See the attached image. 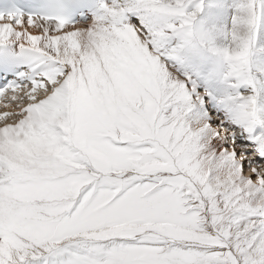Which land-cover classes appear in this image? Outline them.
<instances>
[{
	"label": "snow or ice",
	"instance_id": "snow-or-ice-1",
	"mask_svg": "<svg viewBox=\"0 0 264 264\" xmlns=\"http://www.w3.org/2000/svg\"><path fill=\"white\" fill-rule=\"evenodd\" d=\"M0 264H264V0H0Z\"/></svg>",
	"mask_w": 264,
	"mask_h": 264
},
{
	"label": "bare ground",
	"instance_id": "bare-ground-1",
	"mask_svg": "<svg viewBox=\"0 0 264 264\" xmlns=\"http://www.w3.org/2000/svg\"><path fill=\"white\" fill-rule=\"evenodd\" d=\"M3 109H2V106H1V108H0V111H2Z\"/></svg>",
	"mask_w": 264,
	"mask_h": 264
}]
</instances>
